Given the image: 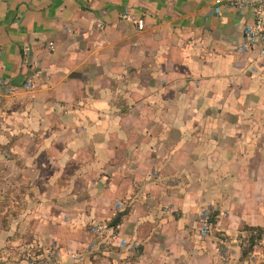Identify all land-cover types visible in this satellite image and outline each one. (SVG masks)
<instances>
[{
	"label": "crops",
	"instance_id": "obj_1",
	"mask_svg": "<svg viewBox=\"0 0 264 264\" xmlns=\"http://www.w3.org/2000/svg\"><path fill=\"white\" fill-rule=\"evenodd\" d=\"M253 19L216 0H0V112L29 207L6 264H264Z\"/></svg>",
	"mask_w": 264,
	"mask_h": 264
},
{
	"label": "rangeland",
	"instance_id": "obj_2",
	"mask_svg": "<svg viewBox=\"0 0 264 264\" xmlns=\"http://www.w3.org/2000/svg\"><path fill=\"white\" fill-rule=\"evenodd\" d=\"M7 99L3 100L0 105L3 106V104H6L5 102ZM3 103V104H2ZM9 113L6 110H3L0 112V241H2L3 245V252L1 254H6L5 258L7 259H0V264H6L9 260L8 257V251L6 250H12L11 249V240L9 235L11 225L15 224V219H19L17 226L20 227L21 222L23 220H20V216L15 218L16 214L20 213V210L22 208L26 207L23 201H26V189L22 188L24 187V183H21L24 179L22 178L23 174L17 175L16 172L12 173L9 167V159L12 153V144L13 139L12 136L7 135L9 133L8 127L10 126L8 122ZM4 131V134L1 132ZM22 161H20L21 163ZM20 183V184H19ZM34 190H28V196L32 198V201H36L38 196ZM26 198V200H25ZM18 201V202H16ZM29 207L27 206L26 209ZM31 208V207H30ZM35 210V206L33 207ZM32 208V209H33ZM16 231V230H15ZM14 248V247H12ZM24 250L19 251L16 253L17 256L22 254ZM11 258V257H10ZM49 264H53L52 260L49 261Z\"/></svg>",
	"mask_w": 264,
	"mask_h": 264
},
{
	"label": "built area",
	"instance_id": "obj_3",
	"mask_svg": "<svg viewBox=\"0 0 264 264\" xmlns=\"http://www.w3.org/2000/svg\"><path fill=\"white\" fill-rule=\"evenodd\" d=\"M216 3L223 5L224 8L228 5L236 7L241 12H245L249 8L254 10L253 22L245 29L246 42L241 45L240 49L243 52L257 53L258 56L264 57V0H216ZM138 24L140 28H143V22L140 21ZM108 229L109 226L107 224H99L95 227L96 231H106ZM209 229V220L205 218L201 234L206 235Z\"/></svg>",
	"mask_w": 264,
	"mask_h": 264
},
{
	"label": "trees",
	"instance_id": "obj_4",
	"mask_svg": "<svg viewBox=\"0 0 264 264\" xmlns=\"http://www.w3.org/2000/svg\"><path fill=\"white\" fill-rule=\"evenodd\" d=\"M122 216H123V213H120V214H119L114 220H112V221L110 222V226H112V227H116V226L121 222V218H122ZM248 229H251V230H252L251 227H248ZM257 238H258V239L261 238V232H260V231H257ZM257 238H256V239H257ZM254 239H255V237L251 238V241H250V248H253V246H254V243H255Z\"/></svg>",
	"mask_w": 264,
	"mask_h": 264
}]
</instances>
